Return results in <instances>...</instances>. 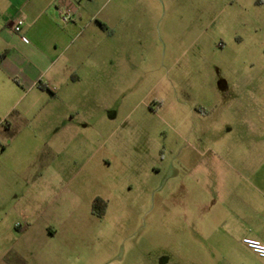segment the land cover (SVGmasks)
Here are the masks:
<instances>
[{"label": "rangeland", "instance_id": "374dc122", "mask_svg": "<svg viewBox=\"0 0 264 264\" xmlns=\"http://www.w3.org/2000/svg\"><path fill=\"white\" fill-rule=\"evenodd\" d=\"M101 3L121 32L91 111L102 125L26 188L11 264H181L194 221L222 217L210 161L264 132V0Z\"/></svg>", "mask_w": 264, "mask_h": 264}, {"label": "crops", "instance_id": "0c3cea01", "mask_svg": "<svg viewBox=\"0 0 264 264\" xmlns=\"http://www.w3.org/2000/svg\"><path fill=\"white\" fill-rule=\"evenodd\" d=\"M102 6L101 0H0V264H11V214L24 209L26 188L59 177L60 152L76 137L86 141L84 129L102 125L91 121V111L121 39L111 26L120 13H101ZM19 18L24 23L15 32ZM231 145L210 161L214 189H227L216 209L222 217L194 221V235L183 237L193 250L180 256L181 264H264L241 242L264 243V132L252 146ZM14 225L27 231L26 224Z\"/></svg>", "mask_w": 264, "mask_h": 264}, {"label": "built area", "instance_id": "2783aa9c", "mask_svg": "<svg viewBox=\"0 0 264 264\" xmlns=\"http://www.w3.org/2000/svg\"><path fill=\"white\" fill-rule=\"evenodd\" d=\"M70 15L69 14H63L62 19L64 21L69 20ZM24 23L23 18H19L16 20L14 24V31L18 32L21 29L22 24ZM24 40L27 41L26 37H23ZM241 242L243 245H245L248 249L256 253L258 256L264 258V243L260 241L259 239L256 238H251V237H244Z\"/></svg>", "mask_w": 264, "mask_h": 264}]
</instances>
